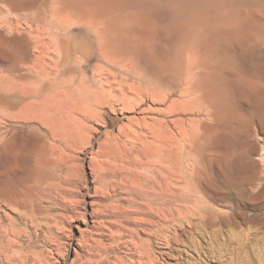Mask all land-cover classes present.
<instances>
[{
	"label": "bare ground",
	"instance_id": "bare-ground-1",
	"mask_svg": "<svg viewBox=\"0 0 264 264\" xmlns=\"http://www.w3.org/2000/svg\"><path fill=\"white\" fill-rule=\"evenodd\" d=\"M31 17L45 38L36 32L31 45L24 41L16 48L0 39V67L44 90L54 86L45 79L60 72L54 75L61 77L55 84L63 85L61 90L36 103L43 112H54L59 97L69 99L73 92L89 117L94 108L140 111L143 117L132 120L133 126L148 135L151 149L144 155L149 175L141 179L155 188L141 195L152 209L149 216L157 218L153 232L164 246L156 259L176 255L179 264H199L200 237H218L217 230L204 227L218 219L200 206L182 213L177 202L200 203L196 187L208 183L228 190L235 185L242 194L247 186L264 184L255 133V126L264 129V0H59L56 5L41 0ZM59 33L62 56L56 64L49 44ZM24 148L17 137L5 142L0 157L14 166L19 160L33 162L18 157ZM15 173L0 164V201L9 209L22 201ZM167 196L176 203L171 221Z\"/></svg>",
	"mask_w": 264,
	"mask_h": 264
},
{
	"label": "rangeland",
	"instance_id": "rangeland-1",
	"mask_svg": "<svg viewBox=\"0 0 264 264\" xmlns=\"http://www.w3.org/2000/svg\"><path fill=\"white\" fill-rule=\"evenodd\" d=\"M31 1L35 0H0V39L9 41L12 48L24 41L31 45L38 34L46 36L31 21L41 0L35 6L29 5ZM52 1L56 5L59 0ZM56 35L49 46L50 58L57 64L63 33ZM34 53L30 47V60ZM50 62L46 63L56 68ZM54 74L45 79L47 86H54L44 90L35 84L27 86L14 71L0 67V153L5 142L20 137L26 150L18 157L33 160H19V166H14L0 157V164L16 170L22 200L18 208L10 209L0 201V264H179L176 255H166L161 262L156 259L164 246L153 232L157 218L149 216L151 208L141 195L155 190L141 179L151 168L144 157L151 151L150 138L135 131L132 122L143 115L140 111L120 114L105 107L94 108L90 118L82 112L76 92L69 99L59 97L54 112H43L37 104L53 98L63 86L55 85L61 77L56 79ZM255 133L264 159V129L255 126ZM196 188L200 203L179 201L180 212L189 214L188 210L200 206L203 213L218 219L204 227L207 232L217 230L218 237H200L199 264H264V184L247 186L243 194L235 185L231 190L214 183ZM166 199L170 220L177 214L176 203L169 196ZM171 224H165L166 228L171 229Z\"/></svg>",
	"mask_w": 264,
	"mask_h": 264
}]
</instances>
